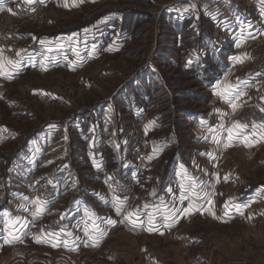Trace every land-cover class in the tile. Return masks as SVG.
Segmentation results:
<instances>
[{
    "label": "rangeland",
    "instance_id": "rangeland-1",
    "mask_svg": "<svg viewBox=\"0 0 264 264\" xmlns=\"http://www.w3.org/2000/svg\"><path fill=\"white\" fill-rule=\"evenodd\" d=\"M16 1L0 3L1 179L10 176V161L28 140V147L38 150L33 176L54 173L58 189L43 201L39 200L42 190L32 188L29 180L22 190L31 199L54 203L66 176L65 183L69 179L85 192L80 200L86 207L102 192L106 198L97 206L102 230L95 232L99 239L110 227L106 218L111 215L103 202L121 203V214L124 208L148 211L155 205L152 191L161 188L164 178L168 182L175 160L189 166L192 159L203 164L213 156L224 160L226 176L216 179L214 190L225 206L243 200L250 188L264 186V145L250 149L241 142V146L214 148L213 154L206 134L193 130L199 117L209 118L210 125L216 121V108L210 113L209 102L213 83L222 74L229 77L234 67L237 80L247 78L253 75L249 55L252 61L264 60V21H259L263 31L254 40L256 35L246 38L250 32L244 34L240 28L257 18L254 5L259 1L35 0L40 2L38 17L10 21L3 7ZM233 11L240 20L232 30L226 24L230 21L221 23L220 18H233ZM2 27H13L17 34L6 42ZM208 67L214 69L211 74ZM207 77L212 78L206 82ZM249 104L230 110L237 122ZM224 108L231 107L224 104ZM225 138L222 133L220 140ZM257 139L264 141L263 134ZM116 159L128 160L127 172H118ZM122 178L128 184L127 196L111 192ZM85 184L93 194L87 193ZM72 199L70 193L64 204ZM258 205L263 209L264 200ZM121 214L113 217L112 230L98 243L101 247L77 254V264H142L136 257L140 244L156 245L165 253L168 241L156 237L123 244V235L134 236L125 233ZM26 216L43 231L57 221L60 232L64 215L38 217L42 222L35 214ZM212 217L186 226L193 244L172 250L179 256L186 251L189 259L180 264H264V213L254 221L247 213L228 209L226 215L218 213L223 224ZM106 249L114 251L113 261L106 258ZM204 255L206 262L199 259Z\"/></svg>",
    "mask_w": 264,
    "mask_h": 264
},
{
    "label": "crops",
    "instance_id": "crops-1",
    "mask_svg": "<svg viewBox=\"0 0 264 264\" xmlns=\"http://www.w3.org/2000/svg\"><path fill=\"white\" fill-rule=\"evenodd\" d=\"M256 1H259L258 4L254 5L257 18L250 19V22L247 21L245 22L246 24L244 23L240 27L244 29L243 32L240 30L242 33L250 32L246 35V38L260 35L263 31L259 26V21H264V0ZM1 2L5 3L7 0H0ZM235 14L233 11V18L230 15H226L227 17L224 15L226 20L220 18L221 23L230 21L226 24L230 25V29L233 30L235 26H238L240 20V17H238V20ZM230 71L229 77L225 78L222 74L221 78H218L214 83L212 82L213 87L209 106L211 108L210 113L213 112L212 109L216 108L214 110V114L217 115L216 121L210 125L209 118L199 117L197 119L199 125L193 129L197 130L198 133L206 134V140L210 143V149L213 148V151L210 150L213 154L216 152L214 148L219 149L224 145L241 146L240 143L245 142V146H249L250 149H258L264 145L263 140L257 139L260 132L251 130L247 134L246 130L241 129L239 122L235 120L236 113L231 112L233 108L235 110L238 109L241 104L264 103V76L252 75L237 80L234 76V74H238L237 69L232 67ZM217 84H220V87ZM228 88L232 89V95L226 94L225 90ZM246 93H249V96L245 97ZM215 104H218V106L214 107ZM224 104L232 109H225ZM232 105H235V107ZM232 120L233 122L228 124ZM222 133H224V136L226 135L224 142L220 140ZM14 135V138H16V133ZM248 137L252 138L253 141H250L251 139ZM28 145L27 140L22 144L19 154H14L12 157L9 165L10 176L8 173L5 180L0 178V264H77L75 260L77 254H81L83 251L90 252L101 247V244L98 243L106 237L108 229L113 228V217L120 216L122 205L118 202L114 203L112 200H110L112 204L108 200L103 202L105 203L104 206L108 207V212L111 215L109 218L105 217L107 219L106 224L110 227L106 228V231H104L106 234H104L102 239L97 238L95 232L102 230L99 223L102 216L99 214L97 206L101 207L102 205H100L99 201H103V198L106 197L103 196L102 192L99 197L94 195L93 202L89 201L88 207H86L80 200L84 197L83 194L85 192L83 190L81 192L78 191L74 187V182L69 179L67 180L68 183H65V176L62 179V191L56 194L58 200L54 203L40 202L41 212L37 214L35 198L31 199L22 190V187L25 186L23 182L25 183L26 181V184H28L29 180L30 185L35 187L44 179L39 175L33 176L36 169L34 166L36 165L38 150L34 152L32 151L34 148L31 145L28 147ZM115 162V165L120 167L118 172L128 171V160L116 159ZM203 162L201 163L198 159H192L190 168L189 165L183 164V160H175L176 164L167 175L168 182L164 178L161 188L152 191V195L155 198L154 206L148 211L124 208L121 216L126 219L127 227L125 229L127 231L125 233L134 236V238L123 235L120 238L124 242L123 244L132 246L135 238L140 237L144 241L146 237H156L163 242L168 241V248L165 249V253L161 252L156 245L145 247L140 244L136 248V257L137 260L140 258L142 264H166L167 261L180 264L185 262L184 259H189L185 250L180 256L172 250H174L173 246L177 247L176 250L179 247L183 250L193 244L192 240L194 237L187 235L190 229L186 226L192 224L196 219L205 221L213 216V220L220 222L217 218L218 213L226 215L228 209H233L239 214L247 213L250 216V220L252 217L255 221L257 214L260 212L264 213V207L262 209L258 205L259 201L264 200V186L250 188L242 197L244 199L236 201V204H232V207L230 205L225 206L223 202L219 203L220 194L214 190V187L216 179H223L226 176L222 173L224 160L220 161L213 156L206 161V164H203ZM136 167H139L138 164ZM208 167L211 168L209 169ZM118 172L116 176L120 174ZM136 177V182L138 183L140 176L137 174ZM89 180L93 181L91 177ZM169 180L171 181L169 182ZM154 181H157V179L155 178ZM85 186L87 187V193L93 194V191H90L86 184ZM70 193H72L73 199L69 205H65L63 199L67 198ZM29 213L42 218L50 213L60 216L61 214L64 215L60 217V225L62 227L60 232L52 235L46 234L37 221H30L26 216ZM84 221L90 223L87 224ZM222 222L221 220L220 223ZM105 242L107 243L109 240ZM167 249L173 253L172 258L167 256ZM113 252L112 249L110 251L106 249L104 252L109 261H113L111 256ZM199 259L205 262L208 260L205 255L201 258L199 257Z\"/></svg>",
    "mask_w": 264,
    "mask_h": 264
},
{
    "label": "built area",
    "instance_id": "built-area-1",
    "mask_svg": "<svg viewBox=\"0 0 264 264\" xmlns=\"http://www.w3.org/2000/svg\"><path fill=\"white\" fill-rule=\"evenodd\" d=\"M48 0H43V2H47ZM40 4V2L36 3L35 0H19L14 2L13 4L9 5L8 7H3L5 15L7 14V18L10 21L17 20V21H25V20H32L39 16L38 9L36 8ZM44 5V4H43ZM11 6V7H10ZM9 8V9H7ZM11 26V25H10ZM4 38L11 39L14 34H17V30H14L13 27H10L9 30L6 27H2ZM260 35H256L252 40L258 38ZM6 42L7 39H6ZM4 45H8L4 43ZM239 63V61H235ZM253 63V76L263 77L264 76V60L261 59V62L252 61V58L249 55L248 62L250 64ZM233 63V62H232ZM240 64V63H239ZM239 125L241 129L246 131L251 130H258L260 133L264 135V103H251L246 110L240 114L239 116ZM58 176L54 173L51 175H47L42 181H40L35 187L42 190L41 196L39 200L43 201L45 199H51L53 192L56 191L58 186L56 183L58 182ZM115 185V184H114ZM127 181L126 178H122L116 185L111 189V192L115 194H124L128 195L127 189ZM32 186V185H31ZM32 186V188H35ZM39 221H43L42 218L36 217ZM58 223L51 222L50 224L45 226L44 232L46 234H56L58 233Z\"/></svg>",
    "mask_w": 264,
    "mask_h": 264
},
{
    "label": "snow or ice",
    "instance_id": "snow-or-ice-1",
    "mask_svg": "<svg viewBox=\"0 0 264 264\" xmlns=\"http://www.w3.org/2000/svg\"><path fill=\"white\" fill-rule=\"evenodd\" d=\"M225 91H226V94L227 95H232L233 94V91H232L231 88H228ZM232 106L235 107V105H232ZM35 203L37 204V210H36L37 211V214H39L41 212V207L39 206L40 205V202L39 201H36ZM129 215H131V214H129Z\"/></svg>",
    "mask_w": 264,
    "mask_h": 264
},
{
    "label": "trees",
    "instance_id": "trees-1",
    "mask_svg": "<svg viewBox=\"0 0 264 264\" xmlns=\"http://www.w3.org/2000/svg\"><path fill=\"white\" fill-rule=\"evenodd\" d=\"M218 66H219V64H218ZM212 70H214L212 67H208V68H207V72H208L209 74L212 73ZM196 72H197V71H196ZM197 74H198V72H197ZM198 75H199V74H198ZM210 78H212V77H207V78L204 79V81L208 82V81H210V80H209Z\"/></svg>",
    "mask_w": 264,
    "mask_h": 264
}]
</instances>
